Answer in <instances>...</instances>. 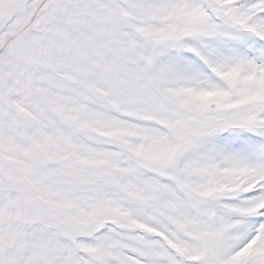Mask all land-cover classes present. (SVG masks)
Wrapping results in <instances>:
<instances>
[{"label":"snow or ice","instance_id":"1","mask_svg":"<svg viewBox=\"0 0 264 264\" xmlns=\"http://www.w3.org/2000/svg\"><path fill=\"white\" fill-rule=\"evenodd\" d=\"M0 264H264V0H0Z\"/></svg>","mask_w":264,"mask_h":264}]
</instances>
